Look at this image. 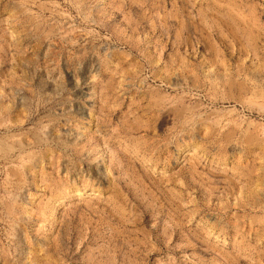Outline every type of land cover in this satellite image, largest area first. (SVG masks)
I'll list each match as a JSON object with an SVG mask.
<instances>
[{"label":"rangeland","instance_id":"rangeland-1","mask_svg":"<svg viewBox=\"0 0 264 264\" xmlns=\"http://www.w3.org/2000/svg\"><path fill=\"white\" fill-rule=\"evenodd\" d=\"M0 264H264V0H0Z\"/></svg>","mask_w":264,"mask_h":264}]
</instances>
